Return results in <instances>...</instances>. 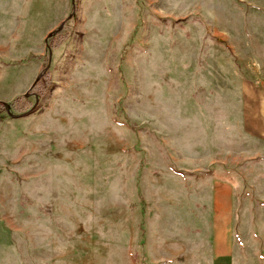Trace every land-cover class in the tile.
Listing matches in <instances>:
<instances>
[{
	"label": "rangeland",
	"instance_id": "rangeland-1",
	"mask_svg": "<svg viewBox=\"0 0 264 264\" xmlns=\"http://www.w3.org/2000/svg\"><path fill=\"white\" fill-rule=\"evenodd\" d=\"M248 64L264 70V0H0V264H138L161 221L232 237L202 264H264Z\"/></svg>",
	"mask_w": 264,
	"mask_h": 264
},
{
	"label": "crops",
	"instance_id": "crops-1",
	"mask_svg": "<svg viewBox=\"0 0 264 264\" xmlns=\"http://www.w3.org/2000/svg\"><path fill=\"white\" fill-rule=\"evenodd\" d=\"M246 49L248 50V48ZM247 66L249 67V64ZM261 69L262 66L259 68V66L257 65H252L251 67H249V71L242 74H240L239 72V75L235 76L242 81V83L240 84L242 91L240 96L241 102L243 101L244 96L247 97L249 93H264V70ZM240 109L241 110H239L238 112L241 114V121L243 122L242 124H245L244 129L252 128V126L250 125L251 123H257L259 121L264 122L263 116L259 117L257 114L260 112L251 109V107L246 103L244 106H240ZM225 185L227 184L225 183ZM229 221L232 226H234L235 220ZM162 222L166 223L169 226L168 222L161 221L157 225L155 224L151 231H145V234L144 232L141 233L142 238L138 237V264H140V262H144L141 260V255L147 257L144 264H179V262L182 264H187L186 257L188 255H191V252H194V250V256L199 257L197 261L199 262V264H202L203 262L209 261L208 252L211 250V247L212 254L214 256H222L224 255V250L226 252H230L234 249V240L227 234H214L211 236L210 234L206 233L202 236V239L195 241L194 235L193 237H189L188 235L182 236L177 230L174 232V234V230L169 227L167 228V234L160 233L158 227L161 228ZM213 222L214 224H217L218 220H213ZM191 257L193 260L194 257ZM218 264L221 263L219 262Z\"/></svg>",
	"mask_w": 264,
	"mask_h": 264
},
{
	"label": "trees",
	"instance_id": "trees-1",
	"mask_svg": "<svg viewBox=\"0 0 264 264\" xmlns=\"http://www.w3.org/2000/svg\"><path fill=\"white\" fill-rule=\"evenodd\" d=\"M49 74H50V71L47 68V66H45L43 68V70L38 74L37 79L40 80L41 87L45 88V87H47L49 85V83H50V81H49V76L50 75ZM37 81H36V83H37ZM43 88H39V92H42ZM16 100L17 99L15 98L13 101L9 102V105H12L14 108L17 109V104L15 105V103H17ZM7 105L8 104H6L5 102L0 100V109H1V111H3V110L6 111L7 110Z\"/></svg>",
	"mask_w": 264,
	"mask_h": 264
}]
</instances>
